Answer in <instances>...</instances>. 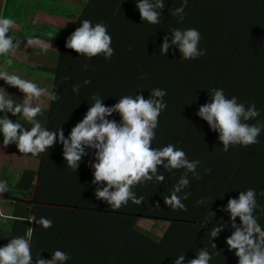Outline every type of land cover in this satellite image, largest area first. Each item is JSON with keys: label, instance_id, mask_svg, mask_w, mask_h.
Returning <instances> with one entry per match:
<instances>
[{"label": "trees", "instance_id": "16d2710c", "mask_svg": "<svg viewBox=\"0 0 264 264\" xmlns=\"http://www.w3.org/2000/svg\"><path fill=\"white\" fill-rule=\"evenodd\" d=\"M136 3L137 0H0V16L16 17L22 21L26 18V22L22 24L23 31L60 41L63 54L77 55L78 64L73 70L80 77L75 86L79 85L83 91L86 88L84 82L90 80L89 85L93 88H90L91 95L87 97L91 102H94L92 96L98 93L104 98V105L110 107L118 103L121 96L142 94L148 98L153 89L159 88L167 92L164 100L167 108L161 113L162 118H184V114H189L197 122L201 118L196 113L200 106L210 102L212 89H223L224 93L226 91L230 95L244 93L246 101L254 103L260 111V115L249 121V124L264 125V0H188L182 22L179 16L172 13L181 7L183 0H165L161 22L157 25L141 21ZM37 10L64 16L73 20L74 24L54 27L41 21H32ZM84 19L91 20L93 24L102 21L108 26L112 37L111 46L115 50L110 61H105L102 56L87 60L65 48L67 37ZM174 28L197 29L202 37L199 47L206 50V54L196 60H183L178 48L170 49L166 56L160 54L163 37L168 35L171 38L170 31ZM85 63L89 65L87 70L83 68ZM202 81L200 92L199 83ZM169 93L173 98H169ZM69 104L66 106L65 102L62 105L66 115L70 112ZM170 105L176 107L175 113L169 110ZM51 112L52 115L55 112V102ZM113 118L117 122L120 120L118 114L109 117ZM196 125L199 133L191 138L185 136L184 132V135H176V147L183 146L185 142L186 145L192 144L194 153L201 152L206 157V169L211 171L205 173L201 168L198 172L202 177L200 180L193 179L189 174L190 186L184 192H190L191 195L183 201L187 211H172L164 204V197L170 194L183 170L168 172L163 168L160 173L165 180L162 183L153 181L145 184L143 192L135 188L137 197L144 198L143 203L136 205L129 201L128 208L124 211L161 218H171L184 212L188 214V220H192L199 229H212L229 221L228 213L218 211L219 208L226 207L229 198H238L240 191L254 188L260 206L255 215L264 226V195H261L264 193V130L258 137V144L247 148L237 145L224 152L222 142L217 139L219 133L212 131L209 125ZM15 149L18 150L16 146ZM25 174L31 176L27 184L21 179L18 187L7 188L5 192L10 197L20 198H13V203L18 208L14 209L9 220L12 227L7 230L11 231V238L27 233L30 227L27 219L30 216L34 215V220L39 219L41 214L38 204L44 205L54 211L53 213H56V208H62L60 204L52 201H37L34 197L36 183L33 182L37 176L30 171H25ZM64 176L65 185L80 181L82 183L84 180L82 174L66 172ZM90 176L85 179L89 181ZM27 186L30 187L27 191L22 190V187ZM138 187L141 189L143 185ZM201 198H206V203L198 205L196 202ZM29 199H34L31 204L33 210L24 204ZM68 207L70 206L63 207L62 210L71 213ZM236 222L239 224V220ZM38 226L34 222L33 236ZM33 261L35 262L34 259Z\"/></svg>", "mask_w": 264, "mask_h": 264}, {"label": "clouds", "instance_id": "9594fccd", "mask_svg": "<svg viewBox=\"0 0 264 264\" xmlns=\"http://www.w3.org/2000/svg\"><path fill=\"white\" fill-rule=\"evenodd\" d=\"M187 2L188 0H183L181 7L172 13L179 16L181 22ZM136 8L143 23L157 25L161 22L165 0H137ZM14 25L12 18L0 16V56L14 54L20 47L21 42L8 35ZM170 32L171 38L168 35L163 37L160 54L166 56L170 49L175 48H178L183 60H196L206 54V50L199 47L202 37L197 29L174 28ZM111 45L112 37L108 26L102 21L93 24L88 19L80 21V26L65 42V48L87 60L102 56L105 61H110L115 54ZM25 47H38L47 53L51 45L38 36H31L27 38ZM11 64V59L4 61V67L0 68V80L18 88L23 93V99L21 103H16L14 99L6 98L5 94L0 93V113H10L13 117L22 116L31 127L13 121L8 115L0 118L3 146L15 144L21 154L36 157L59 143L62 145L67 167L75 172L82 159L89 154L86 149L95 150L93 160L89 162L93 169L94 194L97 200L107 202L111 210H119L127 206L129 201L136 205L142 204L144 198L137 197L134 189L153 181L162 183L165 177L160 173L161 168L168 172L183 170L170 194L164 197V204L172 211H187L183 201L191 193L184 192V189L190 186L189 174L195 180L202 179L197 172L201 161H190L186 152L173 144L153 147L159 117L167 108L164 101L166 90L153 89L148 98L142 94L124 95L119 98L118 103L110 107L104 105V98L98 93L94 94V102L83 118L71 128L66 138L62 127L55 131L49 130L37 119L43 114L42 97L57 101L60 99L58 93L19 75L10 74L7 66ZM88 67L87 63L83 65L85 70ZM84 83L87 85L91 81L86 80ZM73 91L78 93L79 85ZM113 114L119 115V122L115 118L109 119ZM196 115L206 121L212 131L219 133L218 139L222 142L224 152L237 145L247 148L258 144V137L264 130V125L248 123L260 115L256 105L253 103L245 107L238 102L237 97H226L223 89H212L210 102L200 106ZM210 171L211 169H205V173ZM6 191V182L0 181V194ZM256 197V190L249 188L240 191L238 198H229L226 207L218 209L229 214V221L210 230L213 240L229 226L233 229L226 238V244L228 251H234L238 257V264H264V226L255 215L260 207ZM196 203L205 204L206 198H201ZM237 218L239 224L236 222ZM34 222L44 230L53 226V221L46 217ZM32 234L33 230L29 229L24 236L11 238L7 245L0 247V264H33ZM213 247L216 248V244L213 243ZM69 259L70 254L58 249L52 252L51 259H42L38 254L35 264H66ZM212 259V254L201 248L196 253V258L188 260L187 264H210ZM173 264H185V255L178 256Z\"/></svg>", "mask_w": 264, "mask_h": 264}, {"label": "crops", "instance_id": "0c3cea01", "mask_svg": "<svg viewBox=\"0 0 264 264\" xmlns=\"http://www.w3.org/2000/svg\"><path fill=\"white\" fill-rule=\"evenodd\" d=\"M37 12L42 14L41 22L54 25V27L74 24L66 21L55 23L50 20L51 17H56L57 20H73L57 16L50 11L37 10ZM12 19L15 23L22 22L15 17ZM23 30L21 25L13 27L9 31L8 35L21 43L14 54H9L6 57L0 56V68L4 67L6 59H11L12 64L7 66L10 74L19 75L21 78L37 83L40 87L58 93L60 99L57 101H50L47 97H42L43 114L37 119L49 130L55 131L62 127L67 138L71 128L79 122L80 117L93 103L87 97L91 95L90 88L93 86L87 84L83 91L79 86V92H74L73 88L80 77V75L77 76L78 72L73 70L74 66L78 64V56L63 54L62 42L39 36L51 45L47 53L42 52L38 47H25L27 38L35 35ZM76 77L78 78L76 79ZM201 87H203V81L199 83L200 92L202 91ZM184 90L186 91V87ZM187 91L190 92L188 89ZM0 93L5 94L6 98L14 99L16 103L22 102L23 93L18 88L7 85L3 80H0ZM81 93H83L82 96ZM228 93L225 91L226 97H237L238 102L243 103L245 107L251 105L249 101H246L247 97L244 93L238 95ZM171 96L172 94L169 93V98H173ZM54 102L55 112L52 115L51 107ZM65 102L66 106L67 103H70L68 115L62 108ZM175 109L176 107L170 105L169 110H173L175 113ZM162 114L159 117V126L156 129V140L153 141V147H163L167 144L177 146L178 142L175 141L177 134L184 135L182 134L184 132L185 136L191 138L192 135L199 133L196 127L197 123H201L205 127L208 125L203 119L196 122L189 114H186L187 116L184 114V118H162ZM7 115L25 127H31L23 120L22 116L13 117L10 113H0V118H5ZM191 145H186L185 142L178 148L183 149L186 153L188 151L187 157L190 161H201L197 172L201 168L205 170L206 157L201 152L194 153V148ZM15 146V144L3 146V137L0 135V181L6 182L7 188L13 189L18 187L21 179L25 184L31 180V176L25 174V171L35 172L37 179L33 182L36 183L34 186V197L38 199L36 200L39 202L52 201L54 204H60L62 208L70 206L68 210L71 211V213L66 212L60 207L55 209L56 213H53L54 211L38 204V211L41 214L39 218L51 219L53 226L47 230L38 226L35 235L32 234L31 250L34 260L38 254L42 259H51L52 252L59 249L70 254V259L66 264H173L174 260L182 254L185 255V264H187L188 260L196 258V253L201 248H205L213 256L210 264H238V257L235 256L234 251H228L226 244V238L233 231L231 227L226 228L218 238L212 240L211 229L203 227L199 229L192 220H188V214L184 212L173 215L171 218H161L138 212L129 214L124 211L128 208L129 203L119 210H111L108 208L107 202L97 200L94 194L95 185L92 184L93 169L89 166L95 150L86 149L89 154L82 159L79 169L75 172L67 167L62 153V145L59 143L40 157L30 154L23 155L15 149ZM66 172L82 174L84 180L82 183L80 181L77 184L65 185L64 175ZM88 176H90L89 181L85 179ZM28 188L30 187H22V190L27 191ZM73 189L75 192H72ZM136 190L143 192L144 185L141 189L137 187ZM5 194L3 198H6V201L1 200L0 209V247L7 245L12 237L11 231L9 232L7 229L11 230L12 225L9 220L12 218L14 209L18 208L13 203L14 196L10 197L7 193ZM30 200L24 204L33 210ZM27 220L30 222L29 229L33 230L34 215ZM238 220L239 218H237ZM213 243L216 244V248L213 247ZM33 264H35L34 261Z\"/></svg>", "mask_w": 264, "mask_h": 264}, {"label": "rangeland", "instance_id": "374dc122", "mask_svg": "<svg viewBox=\"0 0 264 264\" xmlns=\"http://www.w3.org/2000/svg\"><path fill=\"white\" fill-rule=\"evenodd\" d=\"M41 15L42 14H39V12H37V14H35V16L32 18V21H40V20H43V18L41 17ZM50 20L55 21V23H62V22H65V21L68 22V23H70V24H73L74 23V21H70V20L67 21V19H65V20H57L56 17H51ZM60 21H62V22H60ZM22 22H26V18ZM22 22L15 23V25L13 27L16 28L18 26H21L22 25ZM9 172H11V171H9ZM1 199L3 201H6V198L0 197V200Z\"/></svg>", "mask_w": 264, "mask_h": 264}, {"label": "water", "instance_id": "95a60500", "mask_svg": "<svg viewBox=\"0 0 264 264\" xmlns=\"http://www.w3.org/2000/svg\"><path fill=\"white\" fill-rule=\"evenodd\" d=\"M2 195H6L5 193H3ZM15 199H20L19 197L15 198ZM32 202H34V199L31 200Z\"/></svg>", "mask_w": 264, "mask_h": 264}, {"label": "built area", "instance_id": "2783aa9c", "mask_svg": "<svg viewBox=\"0 0 264 264\" xmlns=\"http://www.w3.org/2000/svg\"><path fill=\"white\" fill-rule=\"evenodd\" d=\"M1 197V196H0ZM0 209H1V200H0ZM2 214V213H1Z\"/></svg>", "mask_w": 264, "mask_h": 264}]
</instances>
